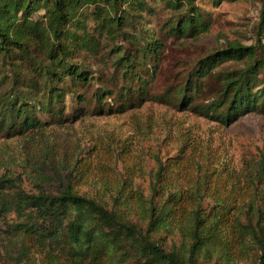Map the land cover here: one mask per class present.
I'll return each mask as SVG.
<instances>
[{
	"label": "trees",
	"instance_id": "1",
	"mask_svg": "<svg viewBox=\"0 0 264 264\" xmlns=\"http://www.w3.org/2000/svg\"><path fill=\"white\" fill-rule=\"evenodd\" d=\"M203 1L0 0V136L148 100L224 126L264 114V0L253 45L228 43L150 93L168 37L209 31ZM223 1L241 0H210ZM159 2L171 16L157 33L148 24ZM116 149L118 159L129 144ZM137 163L111 177L101 161L99 174L59 164L55 188L35 193L1 176L0 264H234L251 252L264 264V150L240 172L198 165L193 177L183 157L156 160L146 191Z\"/></svg>",
	"mask_w": 264,
	"mask_h": 264
},
{
	"label": "rangeland",
	"instance_id": "2",
	"mask_svg": "<svg viewBox=\"0 0 264 264\" xmlns=\"http://www.w3.org/2000/svg\"><path fill=\"white\" fill-rule=\"evenodd\" d=\"M154 5L156 11L149 18L148 27L158 33L171 13L160 2ZM200 5L211 17L209 31L185 42L168 37L164 59L150 93H162L177 73L211 51L228 43L250 46L256 42L259 0L223 1L216 6L210 0H204ZM123 143L129 144V152L118 159L113 158L111 153L119 155L116 147ZM263 150L264 114H249L224 126L189 109L148 100L126 111L118 109L106 114H91L77 121L32 129L12 138L0 136V177L18 178L17 183L26 193H35L39 187L55 188L56 179L51 172L58 180L65 174L54 172V167L59 164L73 169L76 166L83 170L94 168L99 174L97 166L101 161L106 167L104 175L111 177L135 158L143 170V175L136 181L146 191L156 160L164 162L167 158L183 157V162L190 165L193 177L198 165L211 169L226 164L240 172ZM91 187L90 182L82 180L79 190L88 192ZM1 230L4 226L0 222V236ZM4 236L0 237V243ZM234 264L258 262L255 253L251 252Z\"/></svg>",
	"mask_w": 264,
	"mask_h": 264
}]
</instances>
